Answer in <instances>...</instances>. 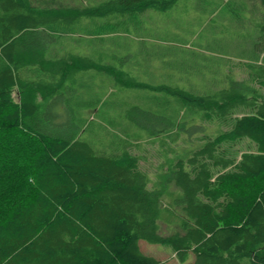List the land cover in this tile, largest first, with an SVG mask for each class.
Returning <instances> with one entry per match:
<instances>
[{"label": "trees", "instance_id": "trees-1", "mask_svg": "<svg viewBox=\"0 0 264 264\" xmlns=\"http://www.w3.org/2000/svg\"><path fill=\"white\" fill-rule=\"evenodd\" d=\"M187 1L0 0V264H264V0H197L238 53L203 87L118 39ZM195 118L222 130L151 184L138 142Z\"/></svg>", "mask_w": 264, "mask_h": 264}, {"label": "rangeland", "instance_id": "rangeland-1", "mask_svg": "<svg viewBox=\"0 0 264 264\" xmlns=\"http://www.w3.org/2000/svg\"><path fill=\"white\" fill-rule=\"evenodd\" d=\"M206 13L207 11L198 9L194 1H187L181 3L176 11L165 15L150 12L149 21L145 23L146 29L139 30L143 36H138L135 31H131L130 34H120L118 39L123 44L127 42L128 47L122 49L123 53L128 54V59L131 61L137 60L146 66L140 65L139 68L134 66L133 71L137 75H143L148 70H153L158 80L172 76L174 79L178 76L187 77L190 83L198 84L200 87H203L205 82L209 83L216 75H225L226 68L224 66L217 68L216 65L225 63L227 60L230 62L228 58L237 56L238 53L234 51L235 29L224 28L215 31L214 22L208 21L211 13ZM149 60L152 62L147 63ZM231 62H237V60L233 58ZM229 66L231 64L227 65ZM238 77L246 78L247 75L239 73ZM122 93L120 92L122 96L134 94L131 90ZM14 95L18 100L19 92L14 91ZM184 126L180 128L178 124L171 128L173 131L181 130L176 142H171L166 137V130L156 136L148 137L147 134L138 142L136 151L142 155V166L147 169L152 180L151 184L158 183L160 174L167 169L176 156H186L190 149L193 151L201 146L204 141L199 140V137L204 134L214 135L222 130L220 124L202 121L199 118L187 121ZM138 130L142 131L141 128ZM18 140H11L15 147L20 146ZM164 219L167 222H174L173 217ZM141 248L144 252L165 260L168 264H192V259L179 262L170 249L160 244L141 241Z\"/></svg>", "mask_w": 264, "mask_h": 264}, {"label": "crops", "instance_id": "crops-1", "mask_svg": "<svg viewBox=\"0 0 264 264\" xmlns=\"http://www.w3.org/2000/svg\"><path fill=\"white\" fill-rule=\"evenodd\" d=\"M190 1H194V3H197V0H190ZM198 2H199V0H198ZM177 10V9H176ZM175 10V11H176ZM174 12V11H173ZM163 15V14H162ZM209 18H210V16H209ZM211 19V18H210ZM86 51V50H85ZM87 52H89V51H87ZM96 55L97 54H99V55H101V53H98V52H94ZM151 72H153V70H151V71H149L148 73H151ZM154 73V72H153ZM158 78V77H157ZM98 113V110L97 109H91V110H87L84 114H87L88 116H93V115H96ZM173 128V127H172Z\"/></svg>", "mask_w": 264, "mask_h": 264}, {"label": "bare ground", "instance_id": "bare-ground-1", "mask_svg": "<svg viewBox=\"0 0 264 264\" xmlns=\"http://www.w3.org/2000/svg\"><path fill=\"white\" fill-rule=\"evenodd\" d=\"M89 90V89H88ZM86 91H87V89H86ZM81 100V99H80Z\"/></svg>", "mask_w": 264, "mask_h": 264}]
</instances>
